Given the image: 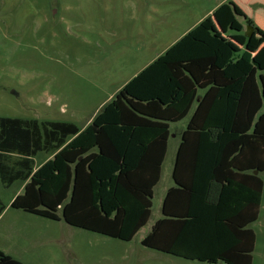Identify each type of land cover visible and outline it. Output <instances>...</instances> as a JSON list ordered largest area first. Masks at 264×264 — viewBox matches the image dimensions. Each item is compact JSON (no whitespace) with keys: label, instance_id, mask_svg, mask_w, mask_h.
<instances>
[{"label":"trees","instance_id":"obj_1","mask_svg":"<svg viewBox=\"0 0 264 264\" xmlns=\"http://www.w3.org/2000/svg\"><path fill=\"white\" fill-rule=\"evenodd\" d=\"M239 18L252 27L237 6L222 4L82 130L0 117V183L23 184L10 207L130 242L150 219L170 125L187 119L173 186L141 245L187 261L252 264L249 226L264 172V31L244 36ZM41 152L52 157L35 168ZM0 264L23 263L0 251Z\"/></svg>","mask_w":264,"mask_h":264},{"label":"rangeland","instance_id":"obj_2","mask_svg":"<svg viewBox=\"0 0 264 264\" xmlns=\"http://www.w3.org/2000/svg\"><path fill=\"white\" fill-rule=\"evenodd\" d=\"M224 3L0 0V117L68 122L84 129L120 89L207 17L213 18ZM186 122L171 124V131L185 128ZM177 143L171 134L150 219L130 242L11 208L22 183L9 188L0 183L5 208L0 217V251L23 264H207L141 245L161 218L164 194L173 185ZM51 156L38 153L35 168ZM260 176L262 203L257 222L250 226L256 236L252 264H264V173Z\"/></svg>","mask_w":264,"mask_h":264},{"label":"crops","instance_id":"obj_3","mask_svg":"<svg viewBox=\"0 0 264 264\" xmlns=\"http://www.w3.org/2000/svg\"><path fill=\"white\" fill-rule=\"evenodd\" d=\"M225 3L227 2H231L232 4H234L235 6H237L241 11L242 13L245 15V17L247 18V23H251L252 27H256L262 31H264V0H224ZM219 5V4H218ZM213 10H210L208 13L212 12ZM240 19V20H239ZM238 20L242 23L243 25V29H242V32L241 34H243L245 36V31L244 30L245 28L247 29V27L249 25H247L244 21L243 18H239ZM189 29H192V28H189ZM187 31V30H186ZM186 31L184 33H186ZM183 33V34H184ZM182 34V35H183ZM254 34V32H253ZM252 34V35H253ZM181 35V36H182ZM247 37V36H246ZM251 37V36H250ZM180 38V37H179ZM177 38V39H179ZM173 43V42H172ZM187 123H188V120L186 122V126H187ZM185 126V128H186ZM185 128L183 129H175V131L173 132L172 131V137H174L175 139L178 140V143H177V146L180 142V138H181V134L184 132ZM231 132V130L229 131ZM167 148H168V145H167ZM177 149V147H176ZM167 153V152H166ZM176 153V152H175ZM52 157V156H51ZM264 173V172H263ZM257 173L254 172V175H256ZM262 174V173H261ZM261 174H259V177L261 178ZM262 180V178H261ZM195 181V179H194ZM263 182V181H262ZM16 183V182H15ZM173 186V185H172ZM171 186V187H172ZM22 188H23V184H22ZM170 188V187H169ZM168 188V189H169ZM167 189V190H168ZM22 191V190H21ZM21 193V192H20ZM166 193V192H165ZM18 195V194H17ZM165 195V194H164ZM262 196H263V190H262ZM15 198V197H14ZM13 198V199H14ZM164 198V197H163ZM12 202V201H11ZM261 203H262V198H261ZM236 206H238V211L240 210H243V212H245V216H248L249 214V210L248 208H246L245 210L243 209L245 207V205L243 203H240V204H237ZM260 208H261V204H260V207H259V212H258V217H259V213H260ZM234 210V208H233ZM4 211V210H3ZM2 214L3 212L0 214V217H2ZM258 217H257V220H258ZM242 221H244V219H242ZM58 222H61V221H58ZM257 222V221H256ZM254 224V223H253ZM252 225V224H251ZM250 225V226H251ZM250 226H249V229H250ZM251 230V229H250ZM255 234V233H254ZM2 252V251H1ZM187 261V260H186ZM220 264V263H218Z\"/></svg>","mask_w":264,"mask_h":264},{"label":"water","instance_id":"obj_4","mask_svg":"<svg viewBox=\"0 0 264 264\" xmlns=\"http://www.w3.org/2000/svg\"><path fill=\"white\" fill-rule=\"evenodd\" d=\"M253 32H254L253 28L248 26L246 31H245V36L250 37V36H252Z\"/></svg>","mask_w":264,"mask_h":264}]
</instances>
